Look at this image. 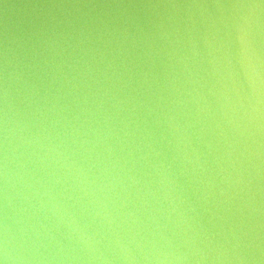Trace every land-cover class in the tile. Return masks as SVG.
<instances>
[{"label": "water", "instance_id": "obj_1", "mask_svg": "<svg viewBox=\"0 0 264 264\" xmlns=\"http://www.w3.org/2000/svg\"><path fill=\"white\" fill-rule=\"evenodd\" d=\"M0 264H264V0H0Z\"/></svg>", "mask_w": 264, "mask_h": 264}]
</instances>
